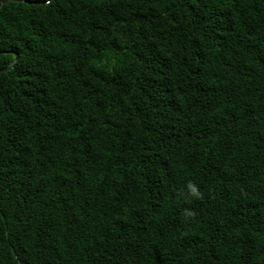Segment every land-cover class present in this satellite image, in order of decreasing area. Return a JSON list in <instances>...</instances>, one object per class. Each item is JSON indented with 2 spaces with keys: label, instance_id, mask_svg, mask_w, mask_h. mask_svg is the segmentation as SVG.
I'll return each instance as SVG.
<instances>
[{
  "label": "trees",
  "instance_id": "16d2710c",
  "mask_svg": "<svg viewBox=\"0 0 264 264\" xmlns=\"http://www.w3.org/2000/svg\"><path fill=\"white\" fill-rule=\"evenodd\" d=\"M0 264H264V0L2 3Z\"/></svg>",
  "mask_w": 264,
  "mask_h": 264
},
{
  "label": "water",
  "instance_id": "95a60500",
  "mask_svg": "<svg viewBox=\"0 0 264 264\" xmlns=\"http://www.w3.org/2000/svg\"><path fill=\"white\" fill-rule=\"evenodd\" d=\"M5 1H6V0L2 1V2L0 3V6H1V4L4 3Z\"/></svg>",
  "mask_w": 264,
  "mask_h": 264
}]
</instances>
